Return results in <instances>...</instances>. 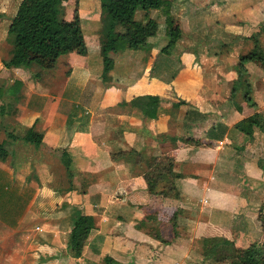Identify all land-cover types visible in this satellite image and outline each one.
Masks as SVG:
<instances>
[{"label": "crops", "instance_id": "crops-1", "mask_svg": "<svg viewBox=\"0 0 264 264\" xmlns=\"http://www.w3.org/2000/svg\"><path fill=\"white\" fill-rule=\"evenodd\" d=\"M170 1L180 38L168 46L162 15L150 53H111L106 81L98 37L85 55L37 58L34 73L0 72L15 84L6 90L13 103L0 105L8 119L1 142L13 157L0 161V191L12 204L0 235L24 241L0 264H31L33 255L36 264H219L203 259L214 238L238 252L264 244V0ZM88 20L100 24V11ZM144 96L162 100L154 119L141 110ZM256 113L262 127L250 137L235 129ZM31 128L42 135L38 148L22 140ZM164 156L180 176L177 198L147 191L146 162ZM23 189L31 191L25 203ZM153 215L155 225L146 219ZM80 216L93 228L74 256L70 234ZM24 222L38 224L35 234H16Z\"/></svg>", "mask_w": 264, "mask_h": 264}, {"label": "trees", "instance_id": "trees-1", "mask_svg": "<svg viewBox=\"0 0 264 264\" xmlns=\"http://www.w3.org/2000/svg\"><path fill=\"white\" fill-rule=\"evenodd\" d=\"M67 0H21L16 13L10 21L7 30V41L11 45L7 59L2 61L5 69L30 70L36 58H56L76 50L79 54H86V45L82 36L79 21L67 20L64 12L59 9ZM172 2L170 0H99L100 23L102 24L100 44L103 55V69L101 79L106 81L108 73L113 67L111 53L124 50L143 51L149 54L152 48L151 40L158 31V22L151 17L153 11L164 16L165 35L168 46L180 38L181 31L177 22L171 16ZM136 15H140L136 18ZM248 58H241L237 65L240 74H246L244 65ZM264 67V60H263ZM234 94V88L232 95ZM247 104H252L246 93ZM162 100L156 96L142 97L141 110L144 116L154 119L158 106ZM184 102L173 104L179 107ZM3 108L0 113L2 114ZM188 116V113L185 117ZM262 116L259 113L239 122L235 129L250 137L255 128L262 127ZM213 131V132H212ZM218 129H211L210 138H216ZM23 142L38 148L42 135L29 129L22 137ZM184 143L201 145L190 139H182ZM130 152L128 154H131ZM8 156L5 142H0V161L5 162ZM122 153L113 154L115 160L122 159ZM68 172L69 161H65ZM70 176V173L68 172ZM180 176L173 171V161L167 157L151 158L146 162L143 178L147 185L149 195L155 199L177 198L178 192L175 180ZM157 215V214H156ZM157 224L155 215L146 218ZM175 219L173 214L169 220ZM161 221V220H160ZM93 221L90 216H80L74 223L70 234V248L74 256L81 254ZM155 226H151V234L156 235ZM162 241V240H161ZM209 246V245H208ZM204 260L227 264H264V244L252 245L247 250L238 252L233 242L223 238L211 240L209 248L203 251ZM106 264H117L110 258H105Z\"/></svg>", "mask_w": 264, "mask_h": 264}, {"label": "rangeland", "instance_id": "rangeland-1", "mask_svg": "<svg viewBox=\"0 0 264 264\" xmlns=\"http://www.w3.org/2000/svg\"><path fill=\"white\" fill-rule=\"evenodd\" d=\"M21 0H0V72L3 71V66H2V61L4 59L8 58L9 51L11 49L10 43L7 41V29H8V24L10 23L11 19L16 13V9L18 4L20 3ZM59 9L64 12V18L67 20H72V21H79V25L81 26V31H82V36L83 40L87 45L89 44V47L92 48V44L95 43L97 40V37L100 41V36H101V29H102V24H93L90 22L88 19L91 20V17H94L95 15L97 16L98 11H100L99 8V0H67L65 3H63L61 6H59ZM89 16L90 18H87ZM152 16L157 19L158 21H163L162 15L160 13H152ZM140 15H136V18H139ZM82 19V20H81ZM44 62V61H43ZM38 63L40 65L42 64L39 62V60L36 58L34 59V66L31 68V73L35 72L36 68L38 67ZM8 79H13V77H0V86L2 87V90L5 92L4 96L0 100V105L5 106L13 103L12 99L9 96L10 93H7L6 90L8 88H12L15 84L14 83H8ZM14 82V81H13ZM5 106H3L5 108ZM3 112V111H2ZM8 119L5 116V110H4V115H0V129L2 128V125L7 124ZM5 137L4 132H2V136L0 137V142L1 140ZM8 156L5 161V165L8 166L10 165L13 161V157L10 154V147H6ZM24 188V187H23ZM8 191L3 192L0 191V219L3 220V218H6V215L8 217H11L10 212L8 211L10 205L9 196H8ZM20 195L17 196L18 202L25 203V200L31 197V191L29 189H23L21 192H19ZM22 205V204H21ZM13 209H16L15 207ZM5 213V214H4ZM165 217L169 218L167 214H165ZM5 225V224H4ZM6 225H9L6 222ZM38 225L36 222H30V223H21L16 224L14 226L16 234H23L26 230L30 231V233L35 234V226ZM1 226V225H0ZM2 227V226H1ZM1 232L2 229H0ZM0 261H3L4 259L6 260L8 258L7 251H13L12 249H16L17 247H21V243H24L23 239H20V236L14 237L10 236L4 232L3 234L0 235ZM6 236V237H5ZM16 238V239H15ZM21 242V243H20ZM15 245V246H14ZM11 249V250H10ZM33 260L31 261V264H36L38 261L34 255L31 257ZM22 259V256H20L19 261ZM30 260H26V264L29 263ZM23 262V260H22ZM104 262V261H103ZM219 264H227V263H219Z\"/></svg>", "mask_w": 264, "mask_h": 264}]
</instances>
